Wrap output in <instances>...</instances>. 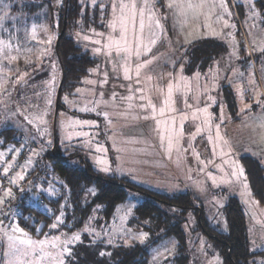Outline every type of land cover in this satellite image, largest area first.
I'll list each match as a JSON object with an SVG mask.
<instances>
[{
	"label": "rangeland",
	"instance_id": "obj_1",
	"mask_svg": "<svg viewBox=\"0 0 264 264\" xmlns=\"http://www.w3.org/2000/svg\"><path fill=\"white\" fill-rule=\"evenodd\" d=\"M24 1L0 0V131L11 128L20 137L15 154L0 151L11 178L22 184L42 148L54 153L56 143L61 151L71 146L65 155L79 152L104 178H125L165 195L190 193L193 206L201 207L219 232L225 229L222 209L235 198L245 216L250 253L264 252V200L252 198L239 160L250 156L264 169V15L258 0H79L106 10L102 29L86 28L81 20L69 33L95 64L72 95L61 96L56 119L59 75L51 73L41 82L45 103L51 101L54 111L47 120L28 113L33 106L27 103L39 96L24 87L28 73L21 69L31 56L35 30L21 12ZM43 26L35 35L44 36ZM43 39L34 42L36 58L44 54ZM204 41L219 42L224 50L205 68L187 71L185 50ZM49 54L45 58L53 63ZM45 186L43 192L51 196ZM31 188L29 197L38 199ZM11 195L0 193L1 208ZM143 199L127 191L110 221L94 211L80 228L67 231L57 219L40 238L0 222V264H56L59 259L77 264L91 257L87 237L122 250L144 244L160 229L128 225ZM175 220L181 222L184 246L173 237L159 240L147 248V264H222L216 246L197 231L192 210L176 212ZM26 238L48 243L41 252L39 245L29 249L20 243ZM64 248L69 251L61 256ZM250 264H264V254Z\"/></svg>",
	"mask_w": 264,
	"mask_h": 264
},
{
	"label": "trees",
	"instance_id": "obj_2",
	"mask_svg": "<svg viewBox=\"0 0 264 264\" xmlns=\"http://www.w3.org/2000/svg\"><path fill=\"white\" fill-rule=\"evenodd\" d=\"M21 3L20 9L26 14L25 19L30 21L29 27L35 28L34 36H32L34 40L29 44L31 56L21 68L28 73L24 87L29 86L28 89L36 92V97L39 96L37 102L27 103L33 106L28 113L38 118L43 117V120L53 119V107L51 108V101L46 99L45 103L44 87L41 82L46 78L48 80L47 76L55 72L58 73L60 80L63 72L59 105L55 113L56 119L58 110L61 108V96L72 95L80 81L88 75L95 64V59L82 49L75 37L70 36L69 33L75 31L81 20L86 28L102 29L106 20V10L98 6L89 7L79 0H25ZM256 5L264 15V0L256 1ZM43 24L41 33L44 36L35 35V33L39 34L40 25ZM63 26L64 32L58 42L56 54L54 44ZM41 37L44 38L45 45L42 47L44 54L39 59L34 56L37 49L34 42L40 41ZM187 48L185 50L189 58L187 71L190 72L205 68L224 50V46L216 41L192 43ZM47 52H50L49 57L54 59L53 63L47 62L45 58ZM23 98L30 102L35 97ZM19 138L14 129H2L0 151L15 154L12 148L17 147ZM43 145L42 143L41 147ZM49 145L52 147L51 143ZM68 149L61 151L57 143L54 146V153L50 150L44 151L42 148V153L37 155V159L31 161L30 172L23 176L22 184L11 178L9 162L0 163L1 193L9 195L12 193L11 198L7 196L5 201L7 206L0 207V222L7 221V223L15 224L35 238H40L47 233L57 219L61 222L60 228L73 231L80 228L94 211L102 220L110 221L115 208L125 201L127 191H133L144 199L132 210L128 225L139 228L143 227L140 225L144 223L146 227L144 229L147 232H152L153 230L150 229L153 228L160 229L161 232L159 230L157 235H150L144 244L132 243L126 250H122L118 244L112 249L111 246H105L101 240L92 241L87 237L91 257L77 264H147V248L157 244L159 240L173 237L178 247L184 246L185 234L181 230V222L176 221L175 217L176 212L183 213L190 210L194 212L197 231H201L216 246L222 264H250V260L255 255L264 254V252L250 253L245 216L235 198H230L222 209L225 229L224 232H219L210 225L204 216L203 209L193 206L194 201L190 193L165 195L136 186L125 178L117 180L104 178L79 152L65 155ZM22 153L25 154V152ZM239 160L243 166L251 196L262 203L264 169L256 159L250 156H242ZM41 174L44 175L42 179ZM45 184L49 185L52 191L51 196L43 192ZM29 186L32 190H36L38 199L29 197L27 189ZM1 199L2 197L0 201ZM11 204L13 209L8 207ZM145 223L148 226H145Z\"/></svg>",
	"mask_w": 264,
	"mask_h": 264
},
{
	"label": "snow or ice",
	"instance_id": "obj_3",
	"mask_svg": "<svg viewBox=\"0 0 264 264\" xmlns=\"http://www.w3.org/2000/svg\"><path fill=\"white\" fill-rule=\"evenodd\" d=\"M142 28H143V22H141V29ZM52 227H56V225L54 224V225H52ZM15 231H22V230L17 228V229H15ZM24 235L27 237L26 233ZM10 239H11V237H10ZM78 239H79V236H73L72 237V240H78ZM20 243L28 245L29 249H34L37 245H39L41 252H43L44 251V246L48 242L47 241H33L30 238H26V239L20 241ZM52 247H56V242L55 241L52 242ZM68 251L69 250L67 248H64L63 252L60 253V255L63 256V253L64 252H68ZM24 255H28V251H25ZM41 259H43V257H41ZM56 264H64L63 259H59L58 261H56Z\"/></svg>",
	"mask_w": 264,
	"mask_h": 264
},
{
	"label": "water",
	"instance_id": "obj_4",
	"mask_svg": "<svg viewBox=\"0 0 264 264\" xmlns=\"http://www.w3.org/2000/svg\"><path fill=\"white\" fill-rule=\"evenodd\" d=\"M63 32H64V26H63L60 34L58 35V37H57V39L55 41V44H54L56 54H57V45H58V42H59ZM62 81H63V72H62V75H61L60 83H59V86L57 88L56 97H55V113H56L58 105H59L58 104V100H59V93H60V87H61Z\"/></svg>",
	"mask_w": 264,
	"mask_h": 264
},
{
	"label": "built area",
	"instance_id": "obj_5",
	"mask_svg": "<svg viewBox=\"0 0 264 264\" xmlns=\"http://www.w3.org/2000/svg\"><path fill=\"white\" fill-rule=\"evenodd\" d=\"M19 156V155H18ZM0 193H1V189H0Z\"/></svg>",
	"mask_w": 264,
	"mask_h": 264
},
{
	"label": "crops",
	"instance_id": "obj_6",
	"mask_svg": "<svg viewBox=\"0 0 264 264\" xmlns=\"http://www.w3.org/2000/svg\"><path fill=\"white\" fill-rule=\"evenodd\" d=\"M251 194V193H250ZM253 198V197H252ZM254 199V198H253Z\"/></svg>",
	"mask_w": 264,
	"mask_h": 264
}]
</instances>
